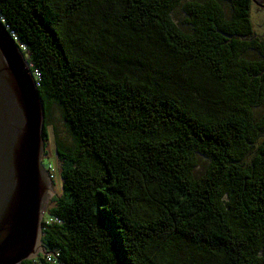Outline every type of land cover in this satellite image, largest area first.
Masks as SVG:
<instances>
[{"label": "trees", "instance_id": "obj_1", "mask_svg": "<svg viewBox=\"0 0 264 264\" xmlns=\"http://www.w3.org/2000/svg\"><path fill=\"white\" fill-rule=\"evenodd\" d=\"M180 1L0 0L44 105V148L62 164L45 252L19 264H264V114L251 111L264 42L251 1L224 0L230 17L215 0L185 2L188 31L171 20ZM248 47L261 58L240 57ZM51 102L71 147L51 135Z\"/></svg>", "mask_w": 264, "mask_h": 264}, {"label": "water", "instance_id": "obj_2", "mask_svg": "<svg viewBox=\"0 0 264 264\" xmlns=\"http://www.w3.org/2000/svg\"><path fill=\"white\" fill-rule=\"evenodd\" d=\"M44 113L30 66L0 19V264L45 252L41 221L53 188L41 163Z\"/></svg>", "mask_w": 264, "mask_h": 264}, {"label": "rangeland", "instance_id": "obj_3", "mask_svg": "<svg viewBox=\"0 0 264 264\" xmlns=\"http://www.w3.org/2000/svg\"><path fill=\"white\" fill-rule=\"evenodd\" d=\"M189 1L202 2L204 0H181L180 3L174 8V10L171 13L172 22L179 29L183 31H188L189 29H188V25L185 22L186 14L182 9V5L185 2H189ZM215 1L219 3L225 17H230L232 13V7L230 3L224 0H215ZM249 17H250L254 37L258 42L260 43L264 42V9L261 8L258 4L255 5L251 4ZM240 57H242L245 60H257L261 58V54L259 53L258 50L248 47L242 52ZM109 66H111V63H109ZM130 72H134V70L131 68ZM189 91L194 95V98L197 99L199 97L198 93L195 90L190 89ZM256 95H257L256 93H253L251 96L255 97ZM251 111H252V121L258 122L260 117L264 114V98L262 99L260 104L252 107ZM46 121L52 128L51 135L53 136V139H55L56 142L66 147L69 146L71 147L73 145L72 136L70 135V133L68 132V130L64 125L61 108L57 103L51 102L49 104L46 115ZM44 149L46 150V153L45 155L43 154L44 156H42L41 163L45 168H47L50 171V178L53 188L52 196H57L58 194L62 195L61 182L59 178V172L62 169V164L61 162H58L57 164L54 149L51 142L49 144V147H46ZM206 162L207 160L204 157L202 156L198 157V162L195 168L197 174L203 171ZM48 205L50 206L51 203ZM103 220L105 222L106 229L111 232L112 227H111L110 218L108 216L106 217L103 216ZM53 264H59V263L55 260Z\"/></svg>", "mask_w": 264, "mask_h": 264}, {"label": "flooded vegetation", "instance_id": "obj_4", "mask_svg": "<svg viewBox=\"0 0 264 264\" xmlns=\"http://www.w3.org/2000/svg\"><path fill=\"white\" fill-rule=\"evenodd\" d=\"M251 4H258L261 8L264 9V0H250Z\"/></svg>", "mask_w": 264, "mask_h": 264}, {"label": "built area", "instance_id": "obj_5", "mask_svg": "<svg viewBox=\"0 0 264 264\" xmlns=\"http://www.w3.org/2000/svg\"><path fill=\"white\" fill-rule=\"evenodd\" d=\"M52 220H49V222H51ZM51 254H46V259L48 260V261H50V256Z\"/></svg>", "mask_w": 264, "mask_h": 264}]
</instances>
